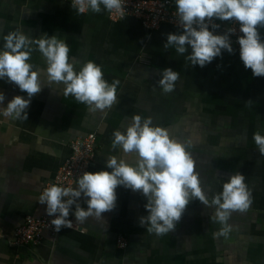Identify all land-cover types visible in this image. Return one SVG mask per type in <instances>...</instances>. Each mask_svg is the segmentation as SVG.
<instances>
[{"label": "crops", "instance_id": "obj_1", "mask_svg": "<svg viewBox=\"0 0 264 264\" xmlns=\"http://www.w3.org/2000/svg\"><path fill=\"white\" fill-rule=\"evenodd\" d=\"M155 1L175 6V0ZM101 7L100 13L81 15L64 0H0V50L3 37L12 31L32 39L56 35L68 44L69 62L77 71L93 61L109 84L120 81L117 103L91 111L63 95V85L49 84L44 57L32 52L29 63L39 72L42 89L30 99L27 120L0 115V264H264V155L252 139L257 130L264 135V77L245 69L232 42L233 54L224 51L203 68L192 66L185 59L190 49L181 56L163 47L167 35L180 29L164 25L148 31L133 18L112 22ZM143 55L150 57L149 63L140 61ZM168 68L180 77L175 90L165 94L158 81ZM0 92L5 108L15 96L29 99L6 80H0ZM133 115L150 117L153 126L186 145L209 201L231 175L246 177L253 203L248 211L231 214L228 236L214 235L222 227L210 219L215 208L199 200L188 204L170 234L149 233L139 223L149 214L146 198L120 186L115 208L103 213V219L89 218L59 236L46 232L38 245L12 246L27 216L50 217L38 199L70 155L72 141L96 134L91 173L110 172L106 163L111 155L135 164V154L125 156L122 148H112L113 132H124ZM79 203L87 208L83 198ZM69 219L76 224L71 213ZM122 235L129 241L126 249L118 245Z\"/></svg>", "mask_w": 264, "mask_h": 264}, {"label": "clouds", "instance_id": "obj_2", "mask_svg": "<svg viewBox=\"0 0 264 264\" xmlns=\"http://www.w3.org/2000/svg\"><path fill=\"white\" fill-rule=\"evenodd\" d=\"M109 12L112 18L126 14V0H71V7L78 14ZM175 17L180 29L169 33L165 50L174 48L178 55L185 56L192 66L201 68L212 63L226 51L233 54L230 37L237 34L239 57L246 70L253 77H264V0H175ZM233 26L223 34H215L221 24ZM3 50H0V80L18 86L27 93L29 99L15 96L7 104L0 106V115L13 120H27L26 109L30 99L41 89L39 72L29 63L32 52L39 51L46 62L49 84L63 85V95H71L91 111L111 109L117 103L119 80L111 84L104 79L102 67L93 61L86 62L79 71L69 62L68 44L53 35L44 34L32 39L21 30L9 32L3 37ZM35 46V47H34ZM158 86L163 93L175 90L180 73L171 68L162 72ZM5 95L0 92V105ZM248 103H251L249 101ZM112 148L121 149L125 156L135 154L134 165L111 155L106 168L111 171L95 173L85 172L77 180V187H46L39 196L38 203L47 205L46 214L55 216L50 224L55 232L63 228L72 229L69 219L74 215L76 225H83L89 218L101 220L102 214L112 211L116 206V189L124 187L141 192L147 200L145 209L149 213L139 219L141 227L157 236L170 234L181 220L188 204L199 200L203 205L214 207V216L210 219L221 224L216 237H227L231 226L227 224L231 214L249 210L253 203L251 191L245 183L246 177L239 172L231 175L223 183L222 192L211 201L200 186L195 162L186 150V145L171 139L166 129L153 126L152 119L133 115L132 121L124 132H113ZM252 139L261 155H264V135L257 130ZM81 198L87 208L81 206ZM75 206V211L72 208Z\"/></svg>", "mask_w": 264, "mask_h": 264}, {"label": "built area", "instance_id": "obj_3", "mask_svg": "<svg viewBox=\"0 0 264 264\" xmlns=\"http://www.w3.org/2000/svg\"><path fill=\"white\" fill-rule=\"evenodd\" d=\"M71 3V0H64ZM126 14L123 17L112 18V22H119L126 18H133L139 20L143 27L148 31H156L164 25L172 26L179 29L177 19L175 17L176 7L168 1H155V0H126L125 7ZM220 23L221 27L215 34H223L224 30L228 27H232V24ZM237 34L230 37V41L239 51V45L237 38L240 35L238 26ZM142 63H149L150 57L145 55L139 57ZM97 144L98 139L96 134L90 133L83 138L75 139L70 144L71 153L63 164L59 167L54 179L48 183L42 191L51 185H57L61 187H77V180L85 172H91L93 164L97 157ZM52 217H34L27 216L25 223L19 229L16 230L11 245L14 247H25L31 245H38L44 239V234L50 232L54 236H59L60 232L54 231V226H51L50 222ZM71 220V219H70ZM72 221V220H71ZM74 228H77L74 221ZM69 229V228H67ZM118 245L122 249L129 247V241L122 235L119 237Z\"/></svg>", "mask_w": 264, "mask_h": 264}]
</instances>
